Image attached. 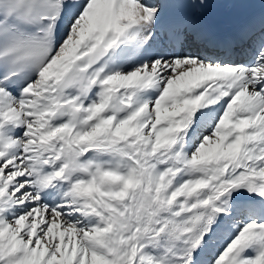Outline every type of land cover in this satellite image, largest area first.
Returning a JSON list of instances; mask_svg holds the SVG:
<instances>
[{"label": "snow or ice", "instance_id": "6c2138e0", "mask_svg": "<svg viewBox=\"0 0 264 264\" xmlns=\"http://www.w3.org/2000/svg\"><path fill=\"white\" fill-rule=\"evenodd\" d=\"M0 264H264V0H0Z\"/></svg>", "mask_w": 264, "mask_h": 264}]
</instances>
